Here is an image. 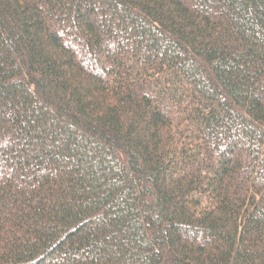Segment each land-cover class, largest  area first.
<instances>
[{
    "label": "trees",
    "instance_id": "1",
    "mask_svg": "<svg viewBox=\"0 0 264 264\" xmlns=\"http://www.w3.org/2000/svg\"><path fill=\"white\" fill-rule=\"evenodd\" d=\"M0 264H264V0H0Z\"/></svg>",
    "mask_w": 264,
    "mask_h": 264
}]
</instances>
